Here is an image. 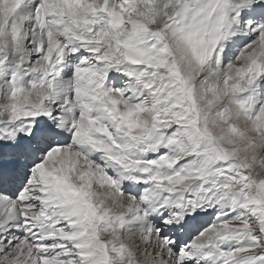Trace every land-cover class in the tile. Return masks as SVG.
<instances>
[{
    "label": "snow or ice",
    "instance_id": "6c2138e0",
    "mask_svg": "<svg viewBox=\"0 0 264 264\" xmlns=\"http://www.w3.org/2000/svg\"><path fill=\"white\" fill-rule=\"evenodd\" d=\"M0 264H264V0H0Z\"/></svg>",
    "mask_w": 264,
    "mask_h": 264
}]
</instances>
